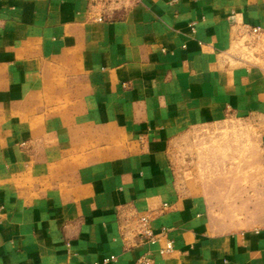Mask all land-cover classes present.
<instances>
[{"label":"crops","instance_id":"obj_1","mask_svg":"<svg viewBox=\"0 0 264 264\" xmlns=\"http://www.w3.org/2000/svg\"><path fill=\"white\" fill-rule=\"evenodd\" d=\"M255 26L264 0H0V264H264ZM236 122L255 205L227 227L194 160Z\"/></svg>","mask_w":264,"mask_h":264},{"label":"rangeland","instance_id":"obj_2","mask_svg":"<svg viewBox=\"0 0 264 264\" xmlns=\"http://www.w3.org/2000/svg\"><path fill=\"white\" fill-rule=\"evenodd\" d=\"M257 142L255 133L247 130L244 125L237 122L229 130L218 131L216 136L209 132L196 140V145L199 147L194 160L196 174L202 178L206 194H213L216 199H226V202H210L209 205L215 209H212V215L219 213V215L228 216L223 220L227 227L238 226L250 221L233 217L243 215V207L253 210L255 203L243 204V202L239 201L234 203L235 194H242V188L236 187L233 192V187H226L225 185L226 181L230 180L228 178H231V174L233 175L232 178L237 180V171L245 161L244 157L248 158L250 156L252 166L258 163V156L253 149L257 146ZM252 193L253 191L251 190ZM217 195L219 197H216ZM228 199L229 201L227 202Z\"/></svg>","mask_w":264,"mask_h":264},{"label":"built area","instance_id":"obj_3","mask_svg":"<svg viewBox=\"0 0 264 264\" xmlns=\"http://www.w3.org/2000/svg\"><path fill=\"white\" fill-rule=\"evenodd\" d=\"M192 26H193V24H192ZM245 29L250 35H252L254 37H264V30L261 29L260 27H257V26H255V27H246ZM142 221L145 222V219H142ZM163 232H165V231L161 230V234H163ZM143 236L148 241L158 240V237L153 235L147 229L144 230ZM169 250H170V244H167L166 248L163 251H161L160 253L168 252ZM110 260H111V258H110ZM137 263L138 264H149L147 259H140V260H138Z\"/></svg>","mask_w":264,"mask_h":264}]
</instances>
